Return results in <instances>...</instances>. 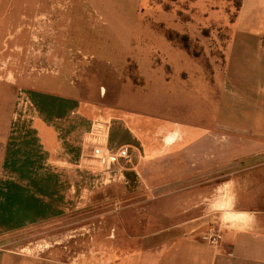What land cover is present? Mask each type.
Returning a JSON list of instances; mask_svg holds the SVG:
<instances>
[{
    "label": "rangeland",
    "instance_id": "1",
    "mask_svg": "<svg viewBox=\"0 0 264 264\" xmlns=\"http://www.w3.org/2000/svg\"><path fill=\"white\" fill-rule=\"evenodd\" d=\"M246 1V14L236 22L244 0H129L121 17L111 8L110 17L120 33L110 37L96 23L93 8L81 5L84 38L75 39L53 36L49 21L54 18L45 12L34 14L32 24L18 14L16 37L0 53V127H6L20 110L23 92L38 115L37 100L42 95L55 100L79 97L91 118L103 116L110 121L111 145L126 142L120 133L124 128L136 134L162 130L165 143L179 133L176 142L182 146L178 148L202 143L208 151L194 150V146L177 151L183 160L162 163L172 174L180 173L175 164H183L193 176L172 186L180 192H200L197 210L215 204L214 209L223 210L224 219L231 220L235 216L231 196L223 197L219 191L236 169H241L237 173L241 177L248 175L247 164L233 166V147L246 148L249 138L237 132L248 127V105L229 92L238 93L243 87L233 84V70L226 80L227 61L234 36H240L241 42L245 34L251 35L252 43L255 37L264 39V0ZM168 32L174 41L168 39ZM244 53H237L235 61L246 84L249 63L255 57ZM63 105V110L72 107ZM202 154L208 156V167L200 166ZM101 168L98 161L95 172L82 175L79 190L85 192L78 208L75 201V209L70 204L64 216L0 236V247L48 255L57 264H65L92 251L121 254L145 245L142 236L151 233L149 223L156 222L145 208L151 210L159 202L170 205L152 192L159 170L146 168L148 181L128 187L103 183ZM171 208H175L174 199ZM169 223L165 219L162 227Z\"/></svg>",
    "mask_w": 264,
    "mask_h": 264
},
{
    "label": "crops",
    "instance_id": "2",
    "mask_svg": "<svg viewBox=\"0 0 264 264\" xmlns=\"http://www.w3.org/2000/svg\"><path fill=\"white\" fill-rule=\"evenodd\" d=\"M46 1L0 0V53L5 50L7 41L16 37L18 14L32 24L34 14L45 12L48 17L54 18L49 23L54 26L53 36L57 39L84 38L80 11L81 5H84L93 8L97 16L95 21L103 25L104 34L118 36L120 31L110 17L111 8L121 17L126 13L123 8L126 9L129 0ZM247 5L244 0L236 22L245 16ZM28 27L30 29L31 25ZM92 29L97 31L99 27L92 25ZM245 35L243 42L238 41L240 36L233 37L226 80L232 77L233 70V84L243 88L238 93L236 90L229 92L248 105V127L243 129L244 132H237L248 135L249 144L246 148L241 145L233 147V166L241 168V165L247 164L248 175L241 177L237 174L241 169H236L232 179L224 183L219 191L225 194L223 197L231 196L235 216L225 220L223 210H215V204L197 210L202 198L200 192H180L176 190L177 186H172L193 177L189 174L191 172H185L183 164H175L180 173L172 174L171 169L165 170L162 165L174 163L175 159L183 160L177 151L192 150L194 146V150L207 152L206 144L178 148L182 146L176 142L179 133L169 136L170 143H165L161 138L162 130L159 133L136 134L124 128L120 130L126 139L122 145H111L108 138L112 149L130 148L131 158L123 162L126 169L122 184L130 187L133 182H140L136 170L146 182V168L152 166L159 170L152 192L157 198L169 200L170 205L165 207L159 202L151 210L145 208V212L151 211L156 217V222L149 223L153 231L142 236L145 245L121 254L113 250L102 254L92 251L65 264H264V39L255 37L252 43L251 35ZM241 51L255 57L254 62L249 63L247 85L241 67L235 61ZM41 97L37 100L41 107L33 99L39 108V115L31 124L20 125L12 118L6 127H0V236L64 216L69 206L75 209V201L78 208L81 195L85 192L79 190L82 175L96 170L94 167L98 161L91 160L85 146L93 121L85 103L76 96L56 100L45 95ZM64 103L72 107L63 110ZM245 156L249 157L247 161L242 160ZM207 157L206 154L201 155L200 166L208 167ZM203 158L206 159L204 163ZM173 199L174 209L171 208ZM165 219L170 223L162 227ZM212 229L222 233V239L216 246L207 241ZM0 264H57V261L48 255L0 247Z\"/></svg>",
    "mask_w": 264,
    "mask_h": 264
},
{
    "label": "built area",
    "instance_id": "3",
    "mask_svg": "<svg viewBox=\"0 0 264 264\" xmlns=\"http://www.w3.org/2000/svg\"><path fill=\"white\" fill-rule=\"evenodd\" d=\"M20 110L14 114L13 119L20 123L30 122L37 116V111L34 113L30 107L33 105L29 96L20 92ZM111 124L103 116H98L93 119L91 130L88 133V141L86 142L87 155L92 159L99 161L102 164L100 172L102 173L103 183H122L125 181V164L131 158L130 148L128 146L118 149H112L109 145V130ZM96 171V170H95ZM93 171V172H95ZM137 178L140 182H144L141 173L136 170ZM145 183V182H144ZM222 239L220 230L212 229L208 236L207 241L211 245H218Z\"/></svg>",
    "mask_w": 264,
    "mask_h": 264
},
{
    "label": "trees",
    "instance_id": "4",
    "mask_svg": "<svg viewBox=\"0 0 264 264\" xmlns=\"http://www.w3.org/2000/svg\"><path fill=\"white\" fill-rule=\"evenodd\" d=\"M241 7H242V5H240V8H241ZM167 36H168V39H169L170 41H174V40H175L174 37H173V34H172V33L168 32V33H167ZM185 39H186V38H185ZM184 48H185L186 50H189V47H188L187 44L184 46Z\"/></svg>",
    "mask_w": 264,
    "mask_h": 264
}]
</instances>
